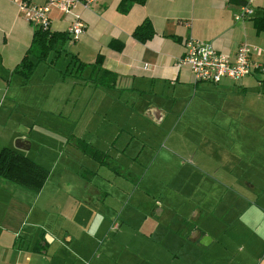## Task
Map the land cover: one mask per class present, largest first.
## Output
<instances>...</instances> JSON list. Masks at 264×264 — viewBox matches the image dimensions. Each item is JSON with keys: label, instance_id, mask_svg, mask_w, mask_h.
<instances>
[{"label": "crops", "instance_id": "0c3cea01", "mask_svg": "<svg viewBox=\"0 0 264 264\" xmlns=\"http://www.w3.org/2000/svg\"><path fill=\"white\" fill-rule=\"evenodd\" d=\"M28 1L32 4L45 5L48 0ZM118 2L119 0H77L71 13H65L57 7H51L48 12L49 29L52 31H68L75 15L85 24L83 33L77 38L69 33V39L64 44L67 47L64 53L71 57L73 64L77 65L80 62L86 64L82 79L87 81V85L85 84L81 90L85 104L81 105L80 117L72 115L71 111L66 115V126L71 130L66 132L68 134L65 133L62 148L70 144L71 150L76 148L96 161L98 169L95 168L96 166L88 169L83 164L75 167L76 161H72L71 158L75 156L68 152L63 153L58 160L52 159L53 168H45L40 163L32 161L46 171L43 179L39 181L31 182L24 176V172H11L17 185L27 184L33 189L37 184H42L38 192L40 195L45 184L51 180L52 171L57 169L55 180L50 182L64 189L68 195L78 201V204L85 205L86 210L90 209L93 212H88L87 215L84 212L76 222L81 232L80 236L86 238L97 235V232L90 233L86 227L91 221L96 227V215L109 219L119 207L121 191L101 181L98 178V171L102 166L109 165L113 172L119 173L116 164H113L112 157L113 153H116L114 149L120 150L117 148V143L122 134L126 138L121 140L124 145L121 151L125 157H128L130 156V145L138 141H151L153 133L159 129L163 130L165 122L169 120L175 122L173 128L177 130L189 128L186 136L181 130L178 131V135L190 142L195 140L198 134L193 128V125L198 126L196 123L210 121L221 131H228L230 125L236 123L242 127V122H240L242 114L253 112L242 109V96L239 106L231 108L229 105L231 99H228L227 95L229 93L238 94L239 91L244 92L246 87L256 85L258 81L264 82V72H262L264 70V36L256 33L252 24V18L260 15L261 9L264 8V0H147L145 4L132 5L124 14L118 11ZM242 7L250 9V14L236 20L234 16ZM146 18L152 24L154 35L141 42L132 36V31ZM34 30L35 27L26 20L16 1L0 0V63L3 67H8L10 77L17 75L21 78V80L17 79L20 89L35 98L34 103L28 99V106L33 112H39L43 111L46 105L44 99H49L55 93L51 89L37 92L36 88L40 81L35 79L34 74L25 80L24 77L13 72V68L29 47ZM189 38L206 43L228 56H232L240 44L255 45L261 49V52L255 51V55L250 58L259 67L237 81L222 78L216 84L195 82L189 69L178 65V59L184 51L185 41ZM99 55L100 59L96 62ZM105 70L110 71L106 73V79L111 78V73L115 75L113 84L111 86L95 85L94 79L100 77ZM69 72L73 73L74 68H71ZM254 74L262 75V79L258 80ZM65 78L66 76L63 77V81ZM50 81L52 83H49L54 84V79ZM236 86L240 90L236 89ZM219 91L224 92L222 97L219 96ZM255 110L257 111L256 108ZM45 111L53 116L56 113L58 115L63 113V110L58 112L48 107ZM215 114H220V116ZM94 121L98 129H93L92 122ZM32 123L31 131L37 124L34 120ZM254 126L260 128L263 125L258 121ZM79 128H81V133L87 136L79 135ZM139 130L145 131L144 134L142 135ZM89 132L90 135L87 134ZM164 137L166 138V135ZM76 139L81 143L78 144ZM22 140L17 144L18 146L23 147L28 143L30 147L27 139ZM99 141L105 145L103 148L97 144ZM177 143L178 139L174 145ZM214 143L217 142L214 141ZM259 144L261 143L254 144V148L251 145L248 151L239 152V156L242 154L245 158L254 156L253 158L261 159L262 153L259 154L256 149ZM58 147L61 149V145ZM172 147L171 145L169 148L170 152L176 155L177 151ZM93 151L96 153L93 154ZM228 156L223 150L217 149L216 158L213 161L209 160L212 162L208 167L197 161L195 169L198 173L210 177L217 175L224 179L225 190L222 191L221 199L227 191L229 201L244 199L245 204L242 205V209L248 211L253 204L251 205L248 197L243 198L242 193L233 187V182H235L242 190V180H239L242 178V167H239L237 177L233 179L231 177L232 171L236 166L238 167L240 160L238 159L231 167ZM78 157L81 155L78 154ZM67 165L72 166L69 168ZM71 170L80 177L75 178L79 188H76V184L70 182L67 177V172ZM1 183L0 264H101L105 258L114 259L112 256L114 253L56 252L54 243L59 241V237L64 236V240L68 242L72 237L66 230L59 234L54 224L52 226V224L45 223L46 229L42 228L41 231L38 229L37 233L36 230L24 229L22 225L26 220L27 212H32L34 206H30L29 211L24 209V202L16 196V188L11 187L13 185L6 186ZM245 187L248 194V191L253 190L255 185L246 183ZM235 192L239 193L238 196ZM226 199L227 197L218 204L221 212L238 215L239 206L227 204L229 202ZM42 206H39L40 212H44V206ZM193 209L196 212L194 218L191 219L197 221L199 207ZM260 209V212L264 214V207L261 206ZM163 211L162 208L160 213ZM229 218L223 220L229 227L221 228L218 223H215V227L220 226L221 228L216 236L208 235L209 230H202L203 232L194 235V239L197 240L195 242L207 247L216 242L220 244L222 253H234L231 249L235 248L237 243L241 244L239 248L241 254L223 255V259L220 255L218 256L219 264H264V252L259 253L261 247L257 248L256 241H248L247 250L242 253V235L240 240L234 236L237 232V230L234 231L235 226H239L241 228L239 231L244 232L242 221L238 218L230 220ZM191 219L187 220V223H194ZM246 229L249 231L248 228ZM230 232L231 235L227 236ZM10 235L13 237L10 238ZM248 235L246 237H249ZM190 241L193 242V240ZM193 258L191 254L186 256L188 261Z\"/></svg>", "mask_w": 264, "mask_h": 264}, {"label": "rangeland", "instance_id": "374dc122", "mask_svg": "<svg viewBox=\"0 0 264 264\" xmlns=\"http://www.w3.org/2000/svg\"><path fill=\"white\" fill-rule=\"evenodd\" d=\"M66 48L64 45L59 52L50 51L47 59L40 62L33 72L35 79L40 81L36 88L37 92L51 89L55 93L49 99H44L46 105L43 111L39 112H33L28 106V99L34 103L35 98L20 89L17 79L21 80V78L17 75L10 77L8 67H3L0 63V149L5 146L12 148L21 155L24 154L23 156L28 160L40 163L45 168H53L52 159L58 160L63 153L70 152L75 156L71 157L72 161H76L75 167L83 164L88 169L94 166L97 168L96 161L76 148L71 150L70 144L62 148L63 137L71 130L66 126V115L71 111L72 115L80 117L81 105L85 104L81 90L85 84L87 85V81L82 79L83 72L77 73L79 63L73 64L71 57L64 53ZM254 55L252 52L250 57ZM31 59L35 60L34 57ZM71 68H74L73 73L69 72ZM254 76L258 80L262 79V75L254 74ZM52 79L54 84H51ZM243 91H239L238 94L229 93L227 98L231 101L226 100L232 108L239 106L242 96V109L253 112L242 114L240 121L242 127L236 123L230 125L228 131H221L210 121L196 123L198 126L193 125V128L198 134L195 140L190 142L179 137L178 131L181 129L173 128L175 122L169 120L165 122L163 130L159 129L153 133L151 141H138L130 145L128 157H125L121 151L124 149L121 140L126 138L122 134L117 143V148L120 150L114 149L116 153H113L112 157L119 173L113 172L109 165L102 166L98 171V178L101 181L121 191L119 207L109 219L96 215V227L92 221L87 224L89 232L94 234L97 232V235L88 238L80 236L81 232L76 222L84 212L86 215L88 212H93L90 209L86 210L85 205L78 204V201L68 195L64 189L50 182L55 180L57 169L52 171L51 180L45 184L40 195L38 192L42 184H37L32 189L27 184L20 186L15 180H6L0 176V182L16 188V196L24 202V209L29 211L30 206H34L33 211L27 212V216H24L26 220L22 227L31 231L36 230L37 233L38 229L39 231L42 228L46 229L45 223H47L52 226L54 224L59 234L66 230L72 238L68 242L64 240V236L59 237V241L54 243L58 253H114L112 255L114 259L105 258L101 264H219L220 255L223 259V255L241 254L239 249L241 244L237 243L235 248L231 249L234 253H222L220 244L215 242L207 247L195 242L197 240L194 239V235L209 230L208 235L214 237L222 227H229L223 220L230 217L229 220L238 218L242 221L243 233L239 231L241 230L239 226L234 228L235 232L237 230L234 236L238 240L242 235V253L247 250L248 241H256L257 248L261 247L259 253H263L264 214L260 212V208L264 207V82L258 81L256 85L246 87ZM223 93L219 91V96L222 97ZM47 107L58 112L63 110V113L62 115L56 113L53 116L45 111ZM215 115L220 116V114ZM33 120L37 124L31 131ZM258 121L263 125L260 128L254 126ZM95 122H92L93 129L97 128ZM181 131H184L186 136L189 128ZM78 132L79 135L87 136L81 133V128ZM141 132L143 135L145 131ZM22 139H27L30 147L28 143L23 147L18 146ZM177 139L178 143L174 145ZM214 141L217 143L215 144ZM257 143H261L256 147L258 153H262L261 159L253 158L254 156L245 158L242 154L239 156V152L248 151L251 145L254 148V144ZM97 144L101 148L105 146L101 141ZM171 145L177 151L176 155L170 152ZM217 149L229 155L231 167L238 159L240 160L231 177L232 179L237 177L239 167H242V178L239 179L242 180V190L235 182L233 187L242 193L243 198H249L251 205L253 204L250 210L242 209V205L245 204L244 199L229 201L227 191L221 199L222 191L225 190L224 179L196 171L197 161L208 167L216 158ZM78 154L81 157H78ZM211 159L212 161H209ZM71 166L67 165L69 168ZM67 177L70 182L76 184V188H79V184L75 181V178H80L77 173L71 170L67 172ZM244 182L255 185L248 194ZM235 194L238 196L239 193L235 192ZM225 197L229 202L227 204L239 206L238 215L221 212L218 204L221 200L224 201ZM42 205L44 212H40L39 209ZM194 207H199L197 221L191 219L195 216ZM162 208L164 211L160 213ZM154 210L155 214H153ZM190 219L194 223H187ZM215 223L221 228L215 227ZM230 235L231 232L227 236ZM12 237L10 235V238ZM189 254L194 257L191 261L186 259Z\"/></svg>", "mask_w": 264, "mask_h": 264}, {"label": "built area", "instance_id": "2783aa9c", "mask_svg": "<svg viewBox=\"0 0 264 264\" xmlns=\"http://www.w3.org/2000/svg\"><path fill=\"white\" fill-rule=\"evenodd\" d=\"M14 1L17 2L19 10L26 20L35 28L42 29H48L50 26L48 12L51 7H57L65 13H71L77 2V0H48L45 5H37L28 0ZM247 14H250V9L242 7L234 18L236 20L242 19ZM84 30L85 24L75 15L68 27V32L77 38ZM257 50L261 52V49L255 45L244 43L237 46L232 56H228L216 51L206 43L189 38L185 41L184 51L178 59V65L186 66L195 82L217 83L222 78L237 81L259 67L250 58V54Z\"/></svg>", "mask_w": 264, "mask_h": 264}, {"label": "trees", "instance_id": "16d2710c", "mask_svg": "<svg viewBox=\"0 0 264 264\" xmlns=\"http://www.w3.org/2000/svg\"><path fill=\"white\" fill-rule=\"evenodd\" d=\"M146 1L147 0H119L117 9L119 12L124 14L129 11L132 5L145 4ZM252 24L254 31L256 33H261L262 36H264V8L261 9L260 15L252 18ZM153 35L154 30L152 24L147 18L144 19L139 25H137L132 31V36L141 42L151 38ZM68 39V31L60 32L52 31L49 28H35L31 43L26 49L19 63H17L16 66L13 68V72L24 77L25 80H28L32 76L36 66L40 62L45 61L47 59L50 51L53 50L59 52L64 47V44ZM31 57H34L35 60H32ZM99 59L100 55L97 57L96 62ZM85 68L86 64L80 62L78 64L77 73L80 74ZM104 73L103 74L105 79L102 74L100 77L94 79V82L97 85L100 84L111 86L114 82L115 75L111 73V78L106 79V73H110V71L105 70ZM76 140L78 144L81 143V141H79L78 139ZM95 153L96 151H93V154ZM11 172H24V176L31 180V182L43 179L46 174V171L39 165L28 160L14 149L5 146L0 149V176L6 178L7 180L13 181L15 180V177H12Z\"/></svg>", "mask_w": 264, "mask_h": 264}]
</instances>
